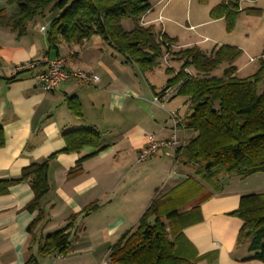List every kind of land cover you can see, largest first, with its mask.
<instances>
[{
	"label": "crops",
	"instance_id": "obj_1",
	"mask_svg": "<svg viewBox=\"0 0 264 264\" xmlns=\"http://www.w3.org/2000/svg\"><path fill=\"white\" fill-rule=\"evenodd\" d=\"M221 1L150 0L151 7L141 24L152 25L158 35L174 39V52L195 45L214 54L222 45L236 46L242 50L236 65L244 56L255 61L251 39L259 36L258 56L264 58V0H242L244 11L231 32L223 17L210 16L211 8ZM246 8L261 12L248 13ZM1 9L11 15L18 6L0 0ZM53 14L47 12L31 21L21 36L11 27L0 25V126L5 136V144L0 147V179L17 178L25 166L43 162L55 153L49 167L50 190L42 203L47 220L42 225L44 231L61 229L72 215L94 208L79 219L80 230L75 224L66 254L61 258L57 251L39 255L35 253L36 244L40 246L44 237L35 233L33 240L28 230L38 211L25 208L34 196L33 189L28 181L12 185L8 193L0 194V264H26L30 249L39 264H118L110 258L112 246L137 225L156 196L194 176L197 169L180 163L168 150L138 162L147 134L167 138L173 133L171 111L184 118L190 113V100L176 94L177 86L163 93L171 95L164 106L153 101L181 62L171 57L166 64L160 57L155 67L142 72L99 35L83 43L61 40L57 50L50 49L47 30ZM132 26L130 20H124L126 29ZM66 55H71L69 69L94 72L99 82L94 85L68 79L46 91L35 79L43 66L14 72L15 66L30 59ZM168 67L172 73L166 72ZM159 75L161 82L150 80L149 76L155 80ZM72 95L81 102V117L68 106L67 97ZM80 128L98 132L100 147L88 145L79 151H64L67 144L63 134ZM178 135L187 143L196 132L184 128ZM90 154L81 170L70 175L77 161ZM220 186L201 203L200 221L183 229L178 251L189 259L184 264H264L252 258L250 241L238 243L242 220L230 214L239 206L241 195L249 193L248 187Z\"/></svg>",
	"mask_w": 264,
	"mask_h": 264
},
{
	"label": "trees",
	"instance_id": "obj_2",
	"mask_svg": "<svg viewBox=\"0 0 264 264\" xmlns=\"http://www.w3.org/2000/svg\"><path fill=\"white\" fill-rule=\"evenodd\" d=\"M205 1V0H204ZM242 0H222L210 10L212 18L223 17L226 29H235L238 16L244 8ZM16 3L18 11L7 15L0 10V25L26 33L28 24L47 12H54L47 30L50 49L57 50L61 40L83 43L94 35L136 63L144 72L156 66L165 52L164 42L174 39L163 34V41L154 26H144L141 18L150 7V0H8ZM260 13V9H245ZM124 20L133 26L124 27ZM181 62L177 72L167 80L166 87L156 94L165 93L177 86L176 94L188 97L190 113L184 118L185 128L196 132L180 148L175 159L188 166H197L194 176L188 177L169 191L156 196L139 218L134 228L126 231L112 246L110 258L118 264H184L189 259L178 251L183 229L200 221V205L220 190L221 174L248 176L264 171V58L259 69L247 77H239L236 60L242 50L222 45L214 54L205 53L199 46H190L170 52ZM220 75L213 72L220 69ZM30 69H25L26 71ZM193 70L194 72H191ZM20 72V71H19ZM166 72L172 73L171 68ZM13 80V79H11ZM68 106L78 117L83 115L81 102L76 95L67 97ZM64 151H79L84 146L100 147V135L91 129H75L63 134ZM5 136L0 126V147ZM94 154V153H93ZM77 161L70 175L81 170L85 158ZM55 153L43 162L31 163L22 169L17 178L0 179V194H6L17 183L28 181L34 192L25 206L38 211L28 230L34 237V228L45 218L43 199L50 190L49 167ZM199 179L202 181L200 182ZM208 186L212 189H208ZM208 190V191H207ZM94 207L72 215L61 229L49 233L39 246L41 255L57 251L66 254L71 248V237L76 221ZM242 220L238 243L250 241L252 258L264 262V192L242 194L237 209L230 212ZM26 264H39L30 249Z\"/></svg>",
	"mask_w": 264,
	"mask_h": 264
},
{
	"label": "built area",
	"instance_id": "obj_3",
	"mask_svg": "<svg viewBox=\"0 0 264 264\" xmlns=\"http://www.w3.org/2000/svg\"><path fill=\"white\" fill-rule=\"evenodd\" d=\"M159 39L163 41V33L159 34ZM164 59L167 60L170 52L173 51V43L165 41ZM71 59V55L60 56L54 59H30L21 64H18L14 68V72H19L25 69H33L43 66L35 75V79L44 90L52 91L57 88L63 80L76 79L80 82H86L89 84H97L99 82V76L91 71L83 69H69L67 67L68 61ZM254 58H251L253 61ZM171 95L169 94H155L153 101L164 106ZM170 118L173 124V133L167 138H158L155 134H147V140L145 145L141 148L138 154V162L146 161L160 151L168 150L173 153L175 158L176 152L185 146L186 141H182L179 138L178 131L185 128L184 117L176 111L170 112ZM62 253H58L57 257L61 258Z\"/></svg>",
	"mask_w": 264,
	"mask_h": 264
},
{
	"label": "rangeland",
	"instance_id": "obj_4",
	"mask_svg": "<svg viewBox=\"0 0 264 264\" xmlns=\"http://www.w3.org/2000/svg\"><path fill=\"white\" fill-rule=\"evenodd\" d=\"M246 9H248V8H246ZM252 40H254L253 44H255V45H254V51H252L251 55L255 57V61L249 62V60H251V58L248 57V56H244V57L240 58L238 60V62H237V65L239 66V71H238V76L239 77L250 76V75L254 74L259 69V65H260L259 58L260 57L258 55L260 54L261 50H260V52H258L257 50L260 48L259 45H260L261 41H260L259 36H256L255 38H252L251 41ZM263 47L264 46H263V43H262L261 48H263ZM162 57H164V55ZM171 57H173V55L170 53V55H168V57H167V60L166 59L163 60L164 63L167 64L168 60ZM224 66H225V64L220 69L215 70L213 73L217 74V75H220L222 73V69H223ZM191 72H194V71L191 70ZM149 77H150V80H152L153 82L154 81L155 82H161V80H162L160 75L157 76V78H155V80H154L153 76H149ZM143 80L146 82V79H143ZM263 86H264V81L261 82L260 88L262 89ZM217 183L220 184V185H222L224 183L225 184L228 183V184L233 185L235 187H248L247 188V192H249V193H251V192H264V171L256 172V173L248 175V176H241V175H238V174H229V175L228 174H221ZM208 188L212 189L209 186H208ZM45 218L40 223H38L35 226L34 232H33L34 233V237L37 234V236L45 238L46 235H48L49 233H52L54 231L59 230L58 228H51V230H45L44 231V227L42 225H44L47 222V220ZM80 218H81V216L76 221V225H78V229L79 230L81 229L80 223L78 222ZM44 238L40 241V244H41V242H43ZM36 246H37V249L35 250V253L40 255L38 244H36ZM32 253L34 254V252H32Z\"/></svg>",
	"mask_w": 264,
	"mask_h": 264
},
{
	"label": "bare ground",
	"instance_id": "obj_5",
	"mask_svg": "<svg viewBox=\"0 0 264 264\" xmlns=\"http://www.w3.org/2000/svg\"><path fill=\"white\" fill-rule=\"evenodd\" d=\"M69 63V62H68ZM175 93V92H174ZM173 96V95H172Z\"/></svg>",
	"mask_w": 264,
	"mask_h": 264
}]
</instances>
